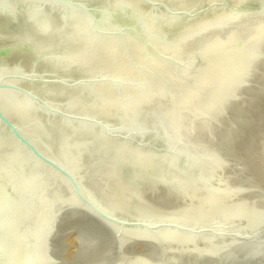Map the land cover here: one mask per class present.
<instances>
[{
	"label": "water",
	"instance_id": "1",
	"mask_svg": "<svg viewBox=\"0 0 264 264\" xmlns=\"http://www.w3.org/2000/svg\"><path fill=\"white\" fill-rule=\"evenodd\" d=\"M0 264H264V0H0Z\"/></svg>",
	"mask_w": 264,
	"mask_h": 264
}]
</instances>
